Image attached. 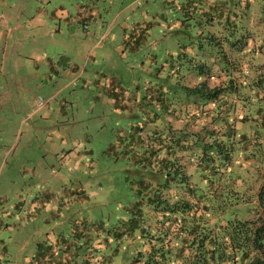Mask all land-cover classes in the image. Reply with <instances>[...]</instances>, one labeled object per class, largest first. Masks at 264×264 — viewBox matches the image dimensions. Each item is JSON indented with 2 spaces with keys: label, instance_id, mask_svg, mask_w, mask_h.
<instances>
[{
  "label": "rangeland",
  "instance_id": "374dc122",
  "mask_svg": "<svg viewBox=\"0 0 264 264\" xmlns=\"http://www.w3.org/2000/svg\"><path fill=\"white\" fill-rule=\"evenodd\" d=\"M185 1L194 4L0 0V264H38L33 255L60 236L72 264H129L143 249L138 233H115L138 176L120 140L159 110L148 92L181 108L194 99L188 85L210 72L220 83L223 69L236 126L255 109L264 0H218L212 17L198 8L190 37L175 25L189 14L176 6ZM163 113L158 124L171 115ZM236 157L225 174L245 185Z\"/></svg>",
  "mask_w": 264,
  "mask_h": 264
},
{
  "label": "trees",
  "instance_id": "16d2710c",
  "mask_svg": "<svg viewBox=\"0 0 264 264\" xmlns=\"http://www.w3.org/2000/svg\"><path fill=\"white\" fill-rule=\"evenodd\" d=\"M192 1L193 5L176 4L189 13L175 18L177 30L187 37V19L198 8L200 18L212 17L219 5L218 0ZM227 21L237 26L234 18L228 16ZM253 46L258 62L252 85L258 100L253 111L238 118L240 127L230 115L236 107L233 79L226 82V73L219 69L223 81L210 84L215 74L211 72L194 81L188 85L194 99L181 108L165 109L161 91L148 92L159 110L146 123H133L128 136H122L120 142L137 165L138 176L133 180L135 199L115 234L138 233L144 240L129 264H264V33ZM162 112L171 115L158 124ZM234 155L249 178L245 185L231 183L225 174ZM47 245L39 251L42 254L33 255L36 262L72 264L64 236Z\"/></svg>",
  "mask_w": 264,
  "mask_h": 264
},
{
  "label": "crops",
  "instance_id": "0c3cea01",
  "mask_svg": "<svg viewBox=\"0 0 264 264\" xmlns=\"http://www.w3.org/2000/svg\"><path fill=\"white\" fill-rule=\"evenodd\" d=\"M77 13H79V14L81 15V18H82V15H83V14H82V12L78 10V11H77ZM90 14H92V12H91V13H89V15H90ZM37 263H38V264H40L39 262H37ZM47 264H51V263L48 261V263H47Z\"/></svg>",
  "mask_w": 264,
  "mask_h": 264
}]
</instances>
